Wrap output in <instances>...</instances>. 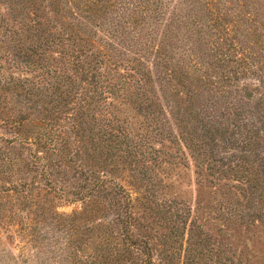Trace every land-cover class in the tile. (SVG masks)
Masks as SVG:
<instances>
[{
    "label": "rangeland",
    "instance_id": "obj_1",
    "mask_svg": "<svg viewBox=\"0 0 264 264\" xmlns=\"http://www.w3.org/2000/svg\"><path fill=\"white\" fill-rule=\"evenodd\" d=\"M105 6L90 0L87 16L99 20L109 2ZM61 31L82 37L84 49L92 50L86 53L97 56L104 49L103 32L84 38L75 20L60 6L52 9L50 0H0V264H145L148 255L151 264H264L262 140L249 146L250 154L232 139L237 137L229 124L205 119L206 132L182 91L176 96L182 107L178 127L169 124L182 142H152L149 152L164 154L129 156L109 134L111 115L141 122L138 107L148 103L122 105L111 95L99 107L78 103L81 78L71 69L76 59L63 54L70 49L60 44L67 42ZM66 67L73 84L64 78ZM111 102L115 112L105 107ZM259 115L264 134V112ZM16 121L22 123L16 132L31 147L9 141L17 134ZM61 130L69 140L56 154L50 138ZM182 138L211 151L213 175L205 166L199 174L186 152L175 154L184 149ZM4 152L10 161L1 159ZM34 154L45 159L38 162ZM237 158L247 171L235 172ZM98 178L104 188L96 192L91 188ZM124 193L140 214L131 227ZM227 206L251 216L229 218ZM135 238L139 244L130 245Z\"/></svg>",
    "mask_w": 264,
    "mask_h": 264
},
{
    "label": "trees",
    "instance_id": "obj_2",
    "mask_svg": "<svg viewBox=\"0 0 264 264\" xmlns=\"http://www.w3.org/2000/svg\"><path fill=\"white\" fill-rule=\"evenodd\" d=\"M89 1L50 0V4L52 9L59 6L65 9L84 31V38L93 40L98 30L104 34L100 39L104 52L97 50L95 56L85 52L92 50L84 49L85 44L79 42L82 37L61 31L67 42L63 43L61 39L60 44L70 49L63 54L69 53L70 58L76 59L75 63L70 62L71 69L76 77L81 78L75 88L78 103L99 107L106 103L107 95L122 105H133L134 99L143 100L139 104L148 103V106L138 107L137 115L143 117L141 122L121 120L118 114L111 115L114 122H110L109 129L113 131L109 134L127 147L124 151L129 156L145 158L147 154H164L161 150L149 152L152 142H182L178 135H172L169 126L172 123L178 127L177 117L182 113V107L176 96L182 91L184 100L191 101V108L206 132L212 123L225 122L237 137L232 139L247 145L243 152L250 154L251 144L259 140L264 143V134H260L258 127L261 125L259 112H264V0H91L102 2L104 8L105 2H109L108 12L99 20L87 16ZM71 69L63 68V73ZM79 73L83 76H78ZM64 75L73 84L71 75ZM177 86L182 90L179 91ZM105 107L114 112L117 108L112 102ZM133 109L137 110V107L133 106ZM118 113L123 112L118 110ZM160 116L164 122L159 123ZM21 124L13 122V130L16 132ZM70 128L73 131L72 124ZM61 131L66 137L56 131L53 140L50 138L55 142L52 151L56 154L61 152L59 145H66L69 140L66 130ZM16 133L9 140L11 144L23 149L31 147V142ZM182 139L184 149L179 146L175 154L186 152L195 162L199 174L205 166L208 174L213 175L214 165L207 163L211 151L204 149V144L202 148L197 147L191 138ZM9 155L4 152L1 159L8 162L11 160ZM169 156L173 160L177 157L172 153ZM32 158L38 162L45 159L39 154ZM241 158L243 160L245 156ZM235 166L236 173L247 171L239 158ZM103 183L104 179L98 178L92 183L91 190H102ZM117 187L123 191L121 186ZM79 198L83 199V196ZM124 200L127 201L126 224L131 227L140 214L128 206L131 199L127 193H124ZM227 209L232 210L227 211L229 218L251 216L250 213L243 217L235 206H227ZM118 235L122 251V237ZM138 244V238H135L130 245ZM146 244L147 241L144 247ZM145 261V264H151L149 255L145 256Z\"/></svg>",
    "mask_w": 264,
    "mask_h": 264
}]
</instances>
